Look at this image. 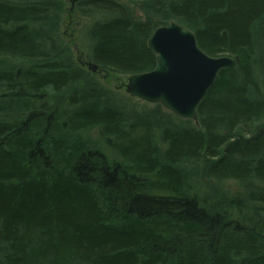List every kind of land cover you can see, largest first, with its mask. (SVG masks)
Here are the masks:
<instances>
[{
  "label": "trees",
  "instance_id": "1",
  "mask_svg": "<svg viewBox=\"0 0 264 264\" xmlns=\"http://www.w3.org/2000/svg\"><path fill=\"white\" fill-rule=\"evenodd\" d=\"M67 4L0 0V264H264V0ZM74 11L107 72L155 68L172 21L237 64L198 123L140 109L75 58Z\"/></svg>",
  "mask_w": 264,
  "mask_h": 264
},
{
  "label": "water",
  "instance_id": "2",
  "mask_svg": "<svg viewBox=\"0 0 264 264\" xmlns=\"http://www.w3.org/2000/svg\"><path fill=\"white\" fill-rule=\"evenodd\" d=\"M68 1L73 9L80 0ZM149 45L157 53V65L131 74L126 90L144 100L162 103L177 115L198 123L199 104L221 70L235 66L237 60L229 54L208 53L199 45L195 32L176 21L158 26ZM84 65L94 72L102 70L93 61Z\"/></svg>",
  "mask_w": 264,
  "mask_h": 264
},
{
  "label": "rangeland",
  "instance_id": "3",
  "mask_svg": "<svg viewBox=\"0 0 264 264\" xmlns=\"http://www.w3.org/2000/svg\"><path fill=\"white\" fill-rule=\"evenodd\" d=\"M71 3L67 4V8L71 7ZM87 23V19L84 16H81L78 14L77 11H74L69 14L68 17H66L64 25H63V32L65 34V38L71 43L72 49L74 51L75 58L84 64V62L91 61L88 58V52L85 49V47L82 46L81 41L78 39L80 35L82 37L85 36V33L83 30H81L82 26ZM80 30V31H79ZM88 68V66L86 65ZM94 74L106 85H109L110 87L122 92L128 100H130L133 104H137V106L141 109L143 106H154L156 103L150 102L147 100H144L138 96H134L131 93H129L126 90V83L128 81V77L124 74L121 73H112V72H107L105 70L101 71H96ZM166 110L167 108L164 107ZM168 110V109H167ZM178 121V120H177ZM91 135L98 140H103L102 135L99 133L98 128L94 129L91 132ZM104 148H106L109 152L112 151V148L106 147L103 145ZM117 155V154H114ZM224 187L227 189H233L235 187V182L234 181H226L223 183Z\"/></svg>",
  "mask_w": 264,
  "mask_h": 264
},
{
  "label": "flooded vegetation",
  "instance_id": "4",
  "mask_svg": "<svg viewBox=\"0 0 264 264\" xmlns=\"http://www.w3.org/2000/svg\"><path fill=\"white\" fill-rule=\"evenodd\" d=\"M84 65V64H83ZM84 66H86V65H84ZM98 71V70H97ZM100 71V70H99Z\"/></svg>",
  "mask_w": 264,
  "mask_h": 264
}]
</instances>
